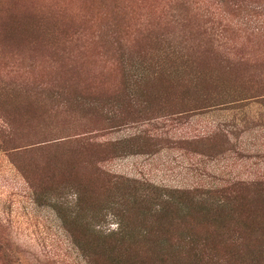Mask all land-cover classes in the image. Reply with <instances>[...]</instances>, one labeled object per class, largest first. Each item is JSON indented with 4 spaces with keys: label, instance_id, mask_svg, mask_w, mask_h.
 I'll use <instances>...</instances> for the list:
<instances>
[{
    "label": "rangeland",
    "instance_id": "rangeland-1",
    "mask_svg": "<svg viewBox=\"0 0 264 264\" xmlns=\"http://www.w3.org/2000/svg\"><path fill=\"white\" fill-rule=\"evenodd\" d=\"M115 256L264 264V0H0V264Z\"/></svg>",
    "mask_w": 264,
    "mask_h": 264
},
{
    "label": "trees",
    "instance_id": "trees-1",
    "mask_svg": "<svg viewBox=\"0 0 264 264\" xmlns=\"http://www.w3.org/2000/svg\"><path fill=\"white\" fill-rule=\"evenodd\" d=\"M226 199L224 198H221V200H219V203L220 202H225ZM119 223H120V229L118 232H116L114 235L115 236H118V235H121V236H126L128 234V232L126 230H124L123 228V223L122 221L119 220ZM162 235H165V233H161L159 234V236L162 238ZM131 236V235H130ZM156 236L153 232L151 231H142L140 234L136 235V237H139V238H142V240L144 239H150L152 237ZM170 237H169V234H166L165 237H164V241L168 240ZM163 239V238H162ZM119 243V242H118ZM164 244V243H163ZM162 246H160V248L158 249L159 251V255L162 256V257H165L167 259V261H173V259L176 258L177 255L174 256V253H172L170 251V246L164 244ZM119 246H121V244H119ZM117 246V247H119ZM132 249V248H131ZM120 250V249H119ZM194 251H198L196 249H192ZM205 250L207 252H210V249L206 248L205 247ZM213 251V250H212ZM146 253V250L144 251ZM200 252H203V250H200L199 252H195V255L194 256H197V255H200ZM178 254V252H177ZM162 259V258H161ZM110 264H121V259H119L118 256H115L112 258V260H110Z\"/></svg>",
    "mask_w": 264,
    "mask_h": 264
}]
</instances>
